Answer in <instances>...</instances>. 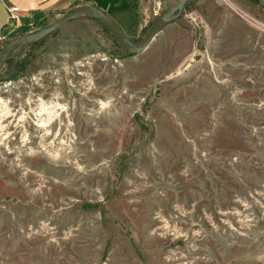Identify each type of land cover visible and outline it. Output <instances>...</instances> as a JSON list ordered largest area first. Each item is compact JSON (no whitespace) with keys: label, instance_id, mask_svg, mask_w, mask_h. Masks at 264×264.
<instances>
[{"label":"rangeland","instance_id":"obj_1","mask_svg":"<svg viewBox=\"0 0 264 264\" xmlns=\"http://www.w3.org/2000/svg\"><path fill=\"white\" fill-rule=\"evenodd\" d=\"M129 2L103 12L137 43L162 0ZM73 22L93 49L46 61L60 28L0 68V264H264L261 0H189L138 55Z\"/></svg>","mask_w":264,"mask_h":264},{"label":"crops","instance_id":"obj_2","mask_svg":"<svg viewBox=\"0 0 264 264\" xmlns=\"http://www.w3.org/2000/svg\"><path fill=\"white\" fill-rule=\"evenodd\" d=\"M198 4H196L195 8H197ZM6 5H13L19 9L17 19L14 22L15 25L11 24L9 20ZM84 5H93L106 14L112 12L118 15L119 11L121 12L125 7H130V2L129 0H3V2L0 1V43L4 42V40L9 41L18 37L20 35V24L28 16L49 11L64 12L65 10L76 9ZM209 13H205L204 16L197 12L196 16L206 23L205 18L210 17L208 16ZM210 15L212 14L210 13ZM79 25H82V23L72 22L60 29L59 36L54 41H49L52 47L50 49H48L50 45L46 47V50L49 51L45 56L46 61H67L93 49L92 32H84L82 35L76 30Z\"/></svg>","mask_w":264,"mask_h":264},{"label":"water","instance_id":"obj_3","mask_svg":"<svg viewBox=\"0 0 264 264\" xmlns=\"http://www.w3.org/2000/svg\"><path fill=\"white\" fill-rule=\"evenodd\" d=\"M188 1L189 0H181L175 7L169 8L168 0H162V11L160 15L155 19L144 38L137 43L127 39L120 27L99 8L93 5H84L78 9L70 11L47 28L33 34L9 40L0 50V68L5 64L16 49H23L32 46L56 32L66 24L86 17H93L99 20L110 31L118 46L125 53L129 55H138L146 50L155 37L170 23L179 18ZM261 2L264 4V0H261Z\"/></svg>","mask_w":264,"mask_h":264},{"label":"built area","instance_id":"obj_4","mask_svg":"<svg viewBox=\"0 0 264 264\" xmlns=\"http://www.w3.org/2000/svg\"><path fill=\"white\" fill-rule=\"evenodd\" d=\"M1 2H3V0H0ZM6 9L8 11V14H9V20L10 22H14L16 19H17V13L19 12V9L15 6H8L6 5ZM158 16V14H157Z\"/></svg>","mask_w":264,"mask_h":264},{"label":"trees","instance_id":"obj_5","mask_svg":"<svg viewBox=\"0 0 264 264\" xmlns=\"http://www.w3.org/2000/svg\"><path fill=\"white\" fill-rule=\"evenodd\" d=\"M38 44H39V43H36V44H34V46H35V45H38Z\"/></svg>","mask_w":264,"mask_h":264},{"label":"bare ground","instance_id":"obj_6","mask_svg":"<svg viewBox=\"0 0 264 264\" xmlns=\"http://www.w3.org/2000/svg\"><path fill=\"white\" fill-rule=\"evenodd\" d=\"M158 17V16H157Z\"/></svg>","mask_w":264,"mask_h":264}]
</instances>
